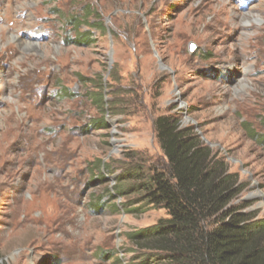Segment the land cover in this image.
<instances>
[{"label":"rangeland","instance_id":"374dc122","mask_svg":"<svg viewBox=\"0 0 264 264\" xmlns=\"http://www.w3.org/2000/svg\"><path fill=\"white\" fill-rule=\"evenodd\" d=\"M170 114L264 218V0H0V264H127Z\"/></svg>","mask_w":264,"mask_h":264},{"label":"trees","instance_id":"16d2710c","mask_svg":"<svg viewBox=\"0 0 264 264\" xmlns=\"http://www.w3.org/2000/svg\"><path fill=\"white\" fill-rule=\"evenodd\" d=\"M155 126L166 166L127 177L138 182L139 202L168 217L127 234L137 253L127 264H264V218L233 205L241 186L227 162L179 116H158Z\"/></svg>","mask_w":264,"mask_h":264},{"label":"water","instance_id":"95a60500","mask_svg":"<svg viewBox=\"0 0 264 264\" xmlns=\"http://www.w3.org/2000/svg\"><path fill=\"white\" fill-rule=\"evenodd\" d=\"M196 49V45L195 44H192L191 45V50L194 51ZM111 62H112V59H111Z\"/></svg>","mask_w":264,"mask_h":264}]
</instances>
